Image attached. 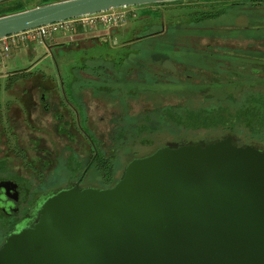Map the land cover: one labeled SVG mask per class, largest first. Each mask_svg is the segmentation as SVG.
Listing matches in <instances>:
<instances>
[{
  "label": "water",
  "instance_id": "1",
  "mask_svg": "<svg viewBox=\"0 0 264 264\" xmlns=\"http://www.w3.org/2000/svg\"><path fill=\"white\" fill-rule=\"evenodd\" d=\"M176 1L188 0H56L0 15V38ZM233 140L167 143L131 158L109 187L55 192L5 238L0 264H264V151Z\"/></svg>",
  "mask_w": 264,
  "mask_h": 264
},
{
  "label": "flooded vegetation",
  "instance_id": "2",
  "mask_svg": "<svg viewBox=\"0 0 264 264\" xmlns=\"http://www.w3.org/2000/svg\"><path fill=\"white\" fill-rule=\"evenodd\" d=\"M150 23V18L143 16L129 30L110 27L115 32L110 33V39L90 40L93 43L90 45L106 43L109 49L117 42L124 47L118 53L122 56L126 52L131 54L127 65L119 59L117 65L111 63V67L98 63V76L82 70L73 72L70 68H65L61 75L53 56L52 62L43 64L44 69L0 70V246L9 234L31 224L42 202L55 192L76 183L79 188L100 185L104 154L113 159L119 151L118 148H111L115 140L132 134L139 138L136 143L151 144L143 135L158 130L136 131V119L144 121L147 116L150 117L151 110L159 108V112L163 113L167 107L183 106L185 101L155 105L131 115L128 111L133 102L144 97L149 103L153 100L149 97L161 95L165 90L166 93L190 95L214 90L206 87L213 80L228 82L223 90L238 94L242 89L231 86L229 81H246V87L253 88L257 81L264 80L263 33L220 40L230 44L213 50L210 44L214 40H208L201 46L197 41L190 40L151 41L147 37L163 34L166 26L162 22H154L152 26ZM259 27L264 25L239 26L243 29ZM114 36H124V39L116 41ZM152 43L159 44L156 51L161 56H155L151 61L148 54L143 59L133 55L138 51L135 45L142 44L144 51L149 53ZM44 45L50 54L69 49V44ZM90 58L79 57V64L86 65ZM50 64L55 70L51 74ZM114 66L118 69L116 73L110 71ZM107 76L118 80L115 87L103 84L92 87L88 83V80L101 83ZM148 79L160 81L161 87H150ZM192 79L198 81L193 83ZM77 80L79 85L71 86ZM134 81H137L136 86ZM179 84L187 86L178 88ZM203 99L209 101L207 105L217 101L211 93ZM103 101L119 106L107 119L110 136L108 132L105 139L102 114L93 113L100 112L99 106ZM221 132L230 135L241 133L240 143L233 140L237 145H250L264 151V115L247 116L234 133ZM92 171L98 183L87 182V175ZM111 174L117 173L112 171Z\"/></svg>",
  "mask_w": 264,
  "mask_h": 264
},
{
  "label": "rangeland",
  "instance_id": "3",
  "mask_svg": "<svg viewBox=\"0 0 264 264\" xmlns=\"http://www.w3.org/2000/svg\"><path fill=\"white\" fill-rule=\"evenodd\" d=\"M242 2L245 0H195L193 2H185L182 4L176 5L178 7H183V5L186 6H208V5H221L223 3L227 2ZM50 3L48 0H14L12 2L6 3V4H0V13L3 14H9L14 13L17 11H21L20 9L24 10L27 8H31L38 5H43ZM182 5V6H181ZM172 5H140L138 7H128L127 10H133L135 13V16L132 18H128L124 24L117 26V28L124 30V29H130L134 23L137 22L140 18H143V14H152L154 12H157L158 10H161L163 12L162 17H164V21H162L163 26H167L169 23L167 22L166 15L164 13L168 11L169 13H173L175 10H172ZM245 8V6H242ZM203 8V7H202ZM246 10V11H245ZM248 10V11H247ZM228 16L220 17L218 20L210 21L206 23V30L207 32H199V34H192V35H185L183 37H180V40H190V41H197L198 45H204L208 40H214L213 44L211 45V48L213 50H220L219 46H228L230 43L223 42L221 43L220 40H232L237 39L234 37H226L225 33L222 31H227L228 29L234 28L233 25L236 26H242L247 24H262L264 25V7H260L256 10H249V9H243L242 11L239 10H233L231 11ZM258 14V16H256ZM169 17V16H168ZM173 20H176L178 17H172ZM153 21H157V19H153ZM170 22V21H169ZM159 28V27H158ZM115 33L114 29L111 30L109 28L99 27L91 32H81V31H71V32H60L55 34L50 40H47L46 43H53L55 46L59 45H68L69 49L67 50H61L58 53H55L54 51L50 53L46 52V47L44 44H38L34 42H27L25 45L21 46L20 48L14 49L10 55L9 58L6 59L4 62H0V70H9L13 68H28V70H35L38 68H43V64L48 62H52V56L54 57L56 61V66L58 65V70L61 75H63L65 68L76 67L79 66V57H91V56H99V55H115L114 53L124 49L122 47V44L114 43V46L109 49L108 46L106 47L105 44H93L90 40H96V39H110V33ZM117 38V39H116ZM124 39V36L116 37L114 36V40L118 41L121 39ZM88 45V46H86ZM109 45V44H108ZM221 47V48H222ZM14 53V54H13ZM47 56L44 58V56ZM50 66L49 74L55 72V70L52 67V64ZM44 69V68H43ZM193 83H196L198 79H192ZM77 82V81H76ZM79 83H77L74 86H78ZM185 86L178 85V88H186ZM253 88L264 90V80L257 81L255 84H253ZM211 91V92H210ZM210 91H198L197 94H171V93H165L157 96H151L150 99H153L152 101L148 99H142L138 100L137 102H131L130 110L128 111L129 114L135 115L136 113L143 111L147 108H152L155 105H171L176 104L181 101H187L190 100V103H196L197 105H207L209 103L208 100H204L203 96L206 98V95L212 94L215 97H218L220 94L219 92L216 93L214 90ZM151 103V104H150ZM182 103V102H181ZM99 104V103H98ZM119 106L114 104V102H108L103 101L102 106H99L100 112H93L94 114H102V128H103V134L104 139L106 138V134L108 131V123L107 119L109 115H111L113 112H115L118 109ZM95 110V109H94ZM93 111V110H92ZM151 118L153 119L155 116H158L157 112H154L151 110L149 113ZM167 121L162 120V122L156 123L157 127L156 129L158 132H152L148 135H143L144 138H148V140L151 141V144H139L136 143L139 138H136L134 136H131L132 134H126V137L124 139L114 141L112 144V147L108 145L107 147H111L112 149H119V151L114 154V158L112 159V171L114 173H117L114 175L115 177H119L123 167L126 165V163L131 159V156L134 154V157L136 156H142L145 154L150 153L153 151L156 147L167 144V143H174L175 141H178V139H186L188 141H199V140H213L217 138H222L223 136L227 135V133L221 132L220 130H205V129H183L178 128L177 126H173L172 124H169L165 126ZM159 124V125H158ZM155 128V127H154ZM129 130H132L131 127L128 128ZM110 136V132H109ZM107 136V137H109ZM240 136L241 133H238L236 135L232 134V137L238 140V143H240ZM118 171V172H117ZM113 175V174H112ZM87 182H93L98 183L99 180L97 176L95 175V172L92 171V173H89L87 175ZM99 185V184H98Z\"/></svg>",
  "mask_w": 264,
  "mask_h": 264
},
{
  "label": "trees",
  "instance_id": "4",
  "mask_svg": "<svg viewBox=\"0 0 264 264\" xmlns=\"http://www.w3.org/2000/svg\"><path fill=\"white\" fill-rule=\"evenodd\" d=\"M14 0H6L0 2V4H6L12 2ZM49 2L56 1V0H48ZM195 0H188V1H176V2H167V3H157L152 5H172V10H175L172 14L166 11L164 15H166L167 22L169 23L166 26V30L163 34L160 35H153L151 37H147L151 41L155 40H175L180 39L185 35H192V34H199V32H207L206 30V23L214 20H218L220 17L228 16L231 11L239 10L242 11L243 9L249 10H256L260 7H264V0H245L242 2H227L221 5H208V6H186L178 7L179 4L185 2H193ZM178 5V6H176ZM182 6V5H181ZM242 6H245L243 8ZM203 7V8H202ZM22 10V9H20ZM246 11V10H245ZM248 11V10H247ZM3 13H0L2 15ZM163 12L158 10L152 14H143L142 16L150 18L151 26L154 24L153 19H157V23L164 21V17H162ZM169 16V17H168ZM258 16V14L256 15ZM172 17H178L176 20H173ZM170 21V22H169ZM248 26H252L253 24H247ZM260 26L262 24H254V26ZM234 28L228 29L227 31H222L225 33L226 37H234V38H242L243 35H250L252 33H263L264 34V27L259 28H249L243 29L239 28V25H233ZM153 48L149 53L144 51V47L142 44L135 45L136 50H138L133 55L135 57H139L143 59L149 56L151 61L155 56H161L162 54L157 52L156 50L159 49V44H151ZM139 46V47H138ZM155 46V47H154ZM115 55H99V56H91L90 60L86 65H80L76 67H71V71L78 72L80 70L89 72L93 76H98V63L103 62L104 65L111 67V63L115 65L119 59V61H123L125 65H127L129 61L130 53L126 52L125 56H122L120 52L114 53ZM174 56V54H173ZM120 57L122 59H120ZM117 65V64H116ZM111 72L116 73L118 71L117 68H110ZM114 75V74H112ZM150 83V87H161L159 84L160 81L148 79ZM79 83L77 82L74 84L76 85ZM90 86L98 87L103 84V86L107 87H115L118 83V80L112 79V77L107 76L103 78L101 83L95 82L93 80H88ZM225 81L222 80H213L207 84V88H213L216 93L218 91L220 94L216 97V103L212 105H193L190 103V100L185 101L183 106L175 107H167L164 109L165 112L160 113L159 108L154 110L157 112L158 116H155L153 119L150 117H146L144 121H139V119L135 120V130L142 131V130H154L156 128V123H161L162 120L167 122H171L173 126H177L178 128L183 129H205V130H221V131H230L234 133L237 130V127L240 123H242L247 116H255L257 114L264 115V90H256L250 87H246V81H229L231 86H237L242 89L238 94L236 92H225L223 90L224 86L226 85ZM134 86L137 85V81H134ZM142 85V81H140ZM73 84L71 86H74ZM126 87H130V85H126ZM228 104V105H227ZM155 121V123H154ZM166 122L165 125H168ZM158 124V125H159ZM137 135V134H136ZM137 138V137H136ZM116 141V140H115ZM188 141L186 139H178L174 143H182ZM112 158L106 157L104 154L103 158V166H102V182L100 185H96L98 187H109L111 186L118 177H115L111 174L112 172Z\"/></svg>",
  "mask_w": 264,
  "mask_h": 264
},
{
  "label": "built area",
  "instance_id": "5",
  "mask_svg": "<svg viewBox=\"0 0 264 264\" xmlns=\"http://www.w3.org/2000/svg\"><path fill=\"white\" fill-rule=\"evenodd\" d=\"M127 8L111 9L105 12L66 19L2 37L0 38V62H4L14 49L20 48L27 42L45 44L47 40L60 32H91L99 27L120 26L128 18L135 16L134 11L127 10Z\"/></svg>",
  "mask_w": 264,
  "mask_h": 264
},
{
  "label": "crops",
  "instance_id": "6",
  "mask_svg": "<svg viewBox=\"0 0 264 264\" xmlns=\"http://www.w3.org/2000/svg\"><path fill=\"white\" fill-rule=\"evenodd\" d=\"M14 54V53H13ZM9 58V57H8Z\"/></svg>",
  "mask_w": 264,
  "mask_h": 264
}]
</instances>
